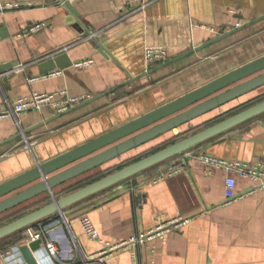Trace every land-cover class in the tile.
I'll use <instances>...</instances> for the list:
<instances>
[{
  "label": "crops",
  "instance_id": "crops-1",
  "mask_svg": "<svg viewBox=\"0 0 264 264\" xmlns=\"http://www.w3.org/2000/svg\"><path fill=\"white\" fill-rule=\"evenodd\" d=\"M69 1L77 19L61 0H0L10 5L0 10V30L7 33L0 38V67L16 64L0 72L3 108L11 110L18 97L35 92L65 90L68 96L86 98L60 113L44 106L1 118L0 183L264 55V0ZM36 23L44 26L26 34ZM153 47L165 50L162 62L145 59V50ZM60 53L72 64L42 74L40 63ZM85 59L92 64L75 66ZM262 99L264 85L71 178L53 193H70L165 147L176 136H188ZM190 153L249 165L264 162V113L41 220L57 247L55 264H137L133 246L108 254L101 263L93 257L107 241H124L160 219L177 216L189 220L158 240L154 253L144 247L140 259L153 264H264V191L232 174V195L242 197L228 202L229 172H207ZM176 162L181 163L178 172L157 183L150 180ZM50 201L42 193L4 211L0 226ZM83 215L91 218L98 240L82 233ZM19 243V232L5 237L0 252L15 250Z\"/></svg>",
  "mask_w": 264,
  "mask_h": 264
},
{
  "label": "water",
  "instance_id": "water-1",
  "mask_svg": "<svg viewBox=\"0 0 264 264\" xmlns=\"http://www.w3.org/2000/svg\"><path fill=\"white\" fill-rule=\"evenodd\" d=\"M61 2L68 7L76 19L79 17L78 12L74 10L69 0H61ZM239 28L222 33L206 44L217 41ZM6 37L7 33L0 30V38ZM101 50L104 52L103 48ZM71 64L69 57L65 53H60L40 63L39 70L42 74H45L55 68H68ZM15 67V63L6 64V66L0 67V72L4 73L7 70H13ZM263 85L264 55L222 74L221 77L205 83V85L188 92L186 95L158 106L136 119L121 124V126L111 129L103 135L53 157V159L36 163L33 168L3 181L0 183V214L42 193H47L51 201L1 225L0 240L55 213H63L66 208L88 198L90 195L119 184L123 180L174 156L182 155L198 144L207 141V139L224 134V132L240 125V123L263 114L264 99L188 136L175 140L173 143L140 157L136 161L127 163L122 168L107 173L105 176L72 190L70 193L62 196H56L53 193L54 187L71 180V178L101 166L109 160L118 158L123 153L136 149L139 145L175 130L192 119L220 108L223 104ZM81 104L83 103L69 109ZM20 134H25V132ZM41 243L42 239H39L22 243L18 247L27 264H55L54 258L46 252L45 246Z\"/></svg>",
  "mask_w": 264,
  "mask_h": 264
},
{
  "label": "built area",
  "instance_id": "built-area-1",
  "mask_svg": "<svg viewBox=\"0 0 264 264\" xmlns=\"http://www.w3.org/2000/svg\"><path fill=\"white\" fill-rule=\"evenodd\" d=\"M63 3V2H61ZM6 7H10L9 4L1 5L0 10ZM241 24L239 20L237 26ZM44 26V23H36L28 29L27 33L36 31ZM144 57L149 62H162L166 53L162 48H147L144 52ZM92 64L91 59H85L84 61H78L75 63L77 68H83ZM31 81V78H28ZM86 100L83 96H71L67 95L65 90H57L52 93H34L31 96H20L16 101V104L11 110H6L2 106V102H0V119L9 115V113H13L18 115L19 113L26 111H35L41 110L44 106H49L53 108L57 113L64 112L69 109V107L77 105ZM187 153V152H185ZM189 153V152H188ZM191 157L199 162L203 163L207 172H211L214 169H224L229 172L230 175H227L225 178V188L226 194L228 195V202L232 201V199H239L241 197H234L232 195L236 180L232 176L237 175L239 177L247 178L255 183V189H260L264 191V162L259 163L258 165H249L243 161L237 160H229L218 158L209 154H195L190 153ZM181 169V163L176 162L173 165L167 167L166 169L157 172L156 174L150 177V180L154 183L164 179L166 176H170L173 173L178 172ZM188 218L177 216L172 219H160L153 228H149L147 230L137 231L135 234L131 235L129 238L124 239V241H119L117 243L106 242L104 243V247L102 251L96 254L93 258L95 262L101 263L103 258L108 254H112L119 250L129 249L130 246H133L136 250L132 252L133 258L136 260L137 264H153L151 260H144L139 258V251H142L145 247L149 250L150 253H154L156 251V243L158 240L163 239L166 234L170 231L175 230V228L185 224L188 222ZM79 225L82 230V233L90 240H98L99 233L95 228L92 220L88 216H81L79 219ZM47 230L45 225H43L42 221H38L33 225L26 226L19 231L20 235V243L18 246L22 245V243H29L35 240H45L44 246L46 252L51 257H56L57 255V247L54 242L48 239V235L46 234ZM18 246L14 248H7L5 251L0 252V258L6 259L5 264H26L23 258V255L18 250ZM91 262V261H90ZM90 262L83 261L77 264H90ZM93 262V261H92Z\"/></svg>",
  "mask_w": 264,
  "mask_h": 264
},
{
  "label": "trees",
  "instance_id": "trees-1",
  "mask_svg": "<svg viewBox=\"0 0 264 264\" xmlns=\"http://www.w3.org/2000/svg\"><path fill=\"white\" fill-rule=\"evenodd\" d=\"M179 138H180V137L176 136V137L172 138V140H171L169 143H167V144H171V143H173V141L178 140ZM43 220H44V219H43ZM12 235H14V234H12Z\"/></svg>",
  "mask_w": 264,
  "mask_h": 264
}]
</instances>
